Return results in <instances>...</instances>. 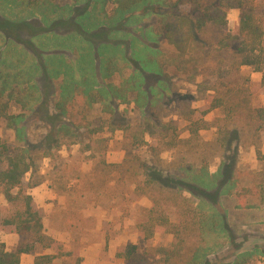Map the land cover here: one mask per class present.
<instances>
[{
  "label": "trees",
  "instance_id": "trees-1",
  "mask_svg": "<svg viewBox=\"0 0 264 264\" xmlns=\"http://www.w3.org/2000/svg\"><path fill=\"white\" fill-rule=\"evenodd\" d=\"M75 1L85 6L78 15L82 22L75 23L79 29L75 28L74 33L63 40H70L71 44L72 40L82 42L87 48L70 44L78 54L73 58L54 53H39L42 59L36 58L31 49L40 46L32 42L34 34L26 39L22 37L21 26L14 30L15 34L0 27V41H3L0 46V128L14 129L17 136L24 139L22 122L40 101L43 90L36 78L44 74L49 80L58 81V91L54 92L58 97L53 108L56 118H61L49 144L42 145L38 153L28 146L14 147L0 138V196L4 200L0 206V231L18 237L11 249L0 242V264H22V254L33 255L32 264H69L60 242L46 233L43 213L29 193V189L40 182L36 176L38 157L51 161L59 157L57 152L63 146L80 145L77 157L100 158L107 151L110 136L120 131L128 155L137 160L139 150L146 148L155 164L161 153L195 144L201 130L214 126V146L221 159L216 179L209 173L205 159L199 167L184 161L178 163L176 170L167 172L153 164H141L147 182L166 190H177L176 194L188 191L200 201L189 219L200 231L199 246L184 264H206L204 254L200 255V251L206 249L202 244L204 230L227 231V212L217 208L221 197L238 196L241 208L251 206L250 197L264 207V173L256 183L241 187L236 176L243 134L248 135L246 143L257 150L264 144V106L250 107L244 104L247 98L242 102L233 101L230 96L233 82H221L230 74L229 70H220L217 85L197 83L200 61L192 52L194 43L201 41L203 46L217 52L232 51L235 59L232 68L247 66L264 74V0ZM12 3L19 11L27 9L32 15L38 12L40 22L45 25H49L50 14L60 8L52 0H12ZM74 7L67 6L66 11L73 13ZM233 9L239 12L237 28L229 31L227 16ZM152 15L156 16V22L148 26L144 19ZM23 25L33 26L28 22ZM101 27L104 29L100 30ZM207 33H212L213 38H204ZM110 34L119 36L114 40L110 38L113 42H102L98 46L92 41ZM165 44L171 49L163 48ZM28 55L31 58L27 63ZM175 74L183 75L198 88L203 85L199 92L206 94L204 110L191 106L188 93L176 92L171 81ZM261 90L264 94V78ZM120 104L134 105L138 113L134 121L128 122L116 115ZM215 109L224 110L226 116L207 121L204 116ZM175 115L179 118H173ZM178 120L186 123L188 138L182 139L176 133ZM27 174H30L28 181ZM201 205L207 207V212ZM148 211L154 220L151 235L159 231L174 236L169 245H159L156 249L157 261L170 264L183 249L177 230L179 224L164 217L160 210ZM147 225L139 227L145 229ZM134 249L130 246L126 257ZM255 250L264 256V247H254L253 251L239 253L225 264H252Z\"/></svg>",
  "mask_w": 264,
  "mask_h": 264
},
{
  "label": "rangeland",
  "instance_id": "rangeland-1",
  "mask_svg": "<svg viewBox=\"0 0 264 264\" xmlns=\"http://www.w3.org/2000/svg\"><path fill=\"white\" fill-rule=\"evenodd\" d=\"M52 2L57 3L60 8L50 14L49 25H45L40 22L41 15L38 12L32 15L27 9L19 11L12 0H0V27L7 33L15 34L14 30L21 26L22 37L26 39H30L34 34L32 42L39 44L40 48L31 49L34 54L32 51L29 54H33L36 58H40L39 53H54L59 56L63 54L62 56L67 59L73 58L78 54L70 46L71 41L63 39L78 28L75 23L82 22L78 15L82 13L85 6L83 2L75 0H52ZM67 6H75V12L66 11ZM238 14L236 9L229 11L227 16L229 31L236 30ZM25 22L33 26L23 25ZM155 22V15L144 19V23L148 26L154 25ZM101 29L104 28L101 27ZM117 36L119 35L99 36L92 41L95 46H98L102 42H113L110 38L114 40ZM204 38L211 39L213 35L207 33ZM72 42L73 46L87 48L85 43L73 40ZM200 42L194 43L195 50L192 52L193 56L200 61L196 82L203 85H217L220 81L218 77L220 70L223 72L229 70L230 74L221 79V82L228 80L233 82L230 93L233 101L242 102L247 98L244 104L250 107L264 106V94L261 90L264 74L254 72L247 66L232 68V64L235 63L232 51L217 52L209 46H203ZM2 44L3 41H0V46ZM162 47L171 49L166 44ZM30 55L26 58L27 63L30 61ZM36 79L43 93L35 110L22 122L25 126L24 139H20L14 129L5 126L0 128V138L14 147L28 146L33 152L38 153L42 150V145L49 144V139L54 136L61 118H56L57 114L53 108L54 101L58 97L54 94L58 91V81L49 80L45 74L38 75ZM171 81L176 92L188 93V97L192 99L188 101L193 108L204 110L207 107V103L203 100L206 94L199 92L203 85L198 88L180 74L172 75ZM116 108V115L126 118L128 122L134 121L138 116L133 104H120ZM196 115L200 114L197 112ZM223 116H226L224 110L215 109L204 118L213 122L216 118H223ZM173 118L179 117L175 115ZM185 126L186 123L183 120H178L176 133L182 139L189 137ZM215 136L214 126L201 130L199 140L195 144L165 151L161 153L159 159H155L157 161L155 164L146 148L139 150L138 161L128 155L127 145L120 131L110 136L107 151L100 158L87 160L83 158L84 155L77 157L80 153V145L63 146L57 152L59 157L51 161L48 158L38 157L36 176L40 182L29 189V193L43 213L46 233L59 241L66 253L64 256L66 262L69 264L76 262L79 264H163L157 261L159 257L156 249L159 245H169L171 241H174V236L159 231H153V234H150L151 223L154 222L148 211L151 208L162 211L164 217L179 224L177 230L182 239L183 249L170 264H184L189 261L194 250L199 246L200 237V231H197V227L191 224L189 219L196 204L200 205V201L188 191H179L180 193L176 194L177 190H166L147 182L141 164L154 165L157 166L155 168L167 172L176 170L178 163L184 161L199 167L205 159L209 173L216 179L219 175L221 159L214 146ZM247 136L243 134L236 162L239 187L256 183L260 180L259 176L264 173V157L259 155H264V144L257 150L246 143ZM29 178L30 174H27L26 181ZM240 202L241 199L238 196L219 199L218 210L227 212L225 219L227 231L204 230L205 242L202 244L206 249L201 250L200 255L204 254L206 264H225L231 262L239 253L253 251L254 247H264V207L250 197L249 208H241ZM3 204L4 200L0 196V206ZM200 207L206 211V206ZM144 224L149 225L142 230L139 226ZM14 236L0 231V242L6 249L17 242L18 237ZM130 246H134L135 249L129 257H126ZM254 252L251 257L252 264H264V256L256 250Z\"/></svg>",
  "mask_w": 264,
  "mask_h": 264
},
{
  "label": "crops",
  "instance_id": "crops-1",
  "mask_svg": "<svg viewBox=\"0 0 264 264\" xmlns=\"http://www.w3.org/2000/svg\"><path fill=\"white\" fill-rule=\"evenodd\" d=\"M10 235H15V234H10ZM16 236V235H15ZM14 236V237H15ZM14 246V245H13ZM12 246V247H13ZM11 247V248H12ZM11 248H7V249H11ZM33 259H34V256L33 255H30V254H22L21 255V257H20V262L22 263V264H32V262H33Z\"/></svg>",
  "mask_w": 264,
  "mask_h": 264
}]
</instances>
